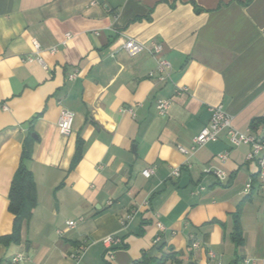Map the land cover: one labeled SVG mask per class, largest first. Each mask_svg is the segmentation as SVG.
<instances>
[{
    "label": "crops",
    "instance_id": "1",
    "mask_svg": "<svg viewBox=\"0 0 264 264\" xmlns=\"http://www.w3.org/2000/svg\"><path fill=\"white\" fill-rule=\"evenodd\" d=\"M128 37L161 44L171 78L161 79L148 50L127 54ZM33 40L48 68L28 59ZM159 98L172 99L167 114ZM217 104L239 131L264 136V0H0V238L13 230L9 194L29 137L37 190L21 241H0L2 264H135L143 253L169 256L165 264H264L251 146H231L224 130L192 156L178 147L192 144ZM64 109L75 114L69 135L57 124ZM110 234L121 238L113 258Z\"/></svg>",
    "mask_w": 264,
    "mask_h": 264
},
{
    "label": "built area",
    "instance_id": "2",
    "mask_svg": "<svg viewBox=\"0 0 264 264\" xmlns=\"http://www.w3.org/2000/svg\"><path fill=\"white\" fill-rule=\"evenodd\" d=\"M71 37L70 33L66 34V40L63 43H66L67 40ZM34 44V55L29 56V60H37L43 67L48 68L47 63L41 56V44L37 40H33ZM123 49L130 56L138 55L139 53L148 50L153 56L156 58L157 66L156 72L160 74L162 80H167L171 78L172 73V65L168 59L162 56L163 48L159 43H152L150 47H148L143 42L136 40L133 37H128L123 44ZM56 49H53L54 52ZM155 71L149 73L151 77L154 76ZM78 76V70H74L73 72L68 74L69 80H74ZM188 88L180 87L178 91H187ZM172 104L171 98H159L156 103L157 110L160 114H167L170 106ZM211 117L209 123L202 128V130L194 137L193 142L190 146H182L179 145V150L186 154L187 156L194 155L199 148L204 146L209 142H215L219 140L222 132L226 130L227 138L231 144V146H239L240 144H249L251 146L250 152L247 155L248 160L256 161L258 164V180L260 189L264 195V136L260 139H257L253 135L245 132L239 131L233 125V118L230 114H228L222 104L213 105L210 107ZM75 114L71 110L64 109L61 111L58 119V128L61 134L69 135L73 130ZM229 151L225 150L218 154V158L222 161H225L228 158ZM207 171H213L219 180L227 179V173L223 169L214 168L212 170L206 169ZM181 167L174 166L171 171V175L177 177L180 175ZM144 176H150L154 173V168H146L143 170ZM251 183L247 185V189H250ZM131 218V214H128L126 218L123 220V225L126 224V221ZM67 225L73 227L75 225V221H68ZM160 231L165 230V226L161 223H157ZM59 233H62V230H59ZM162 240L161 235H158L155 238V244H159ZM103 244L106 247L107 255L110 258L114 257L115 247L121 244V238L115 234H110L103 238ZM191 246L192 248H196L199 246V243L194 240L191 236ZM84 250V246H80L79 250L76 253H73V257L78 258L81 255V252ZM211 255H213L211 253ZM24 259L23 253H18L12 257L11 261L13 263H19ZM244 264H250V260H245Z\"/></svg>",
    "mask_w": 264,
    "mask_h": 264
},
{
    "label": "trees",
    "instance_id": "3",
    "mask_svg": "<svg viewBox=\"0 0 264 264\" xmlns=\"http://www.w3.org/2000/svg\"><path fill=\"white\" fill-rule=\"evenodd\" d=\"M258 119H254L252 124H255ZM264 121V119H262ZM33 139L27 138L23 151L21 164L17 170L11 184L9 210L14 215V226L10 234L3 235L0 241L4 244L19 243L21 241V230L23 224L28 221L32 215L34 208L37 205V190L36 183L32 171L27 167L26 161L31 158ZM82 155V142L79 141L74 162L77 163ZM238 217V216H237ZM239 223L237 218L236 231L234 238L236 243H242ZM169 256L155 257L147 253H143L141 259L135 264H165ZM3 260L0 259V264Z\"/></svg>",
    "mask_w": 264,
    "mask_h": 264
}]
</instances>
